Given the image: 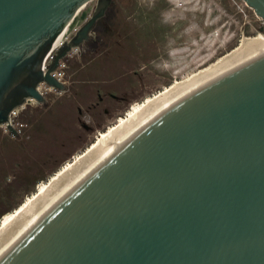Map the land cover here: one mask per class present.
Instances as JSON below:
<instances>
[{"label": "water", "instance_id": "95a60500", "mask_svg": "<svg viewBox=\"0 0 264 264\" xmlns=\"http://www.w3.org/2000/svg\"><path fill=\"white\" fill-rule=\"evenodd\" d=\"M110 2L0 0V126L17 133L41 82L65 89L52 71ZM0 264H264V38L96 146L4 235Z\"/></svg>", "mask_w": 264, "mask_h": 264}, {"label": "rangeland", "instance_id": "374dc122", "mask_svg": "<svg viewBox=\"0 0 264 264\" xmlns=\"http://www.w3.org/2000/svg\"><path fill=\"white\" fill-rule=\"evenodd\" d=\"M263 30L244 0H111L61 58L65 89L42 82L44 101L14 109L20 131L0 126V224L146 98Z\"/></svg>", "mask_w": 264, "mask_h": 264}, {"label": "bare ground", "instance_id": "6f19581e", "mask_svg": "<svg viewBox=\"0 0 264 264\" xmlns=\"http://www.w3.org/2000/svg\"><path fill=\"white\" fill-rule=\"evenodd\" d=\"M264 38V31L263 35L258 34L255 36H242L241 41L234 46L232 49L227 51L225 54L219 56L214 62L217 60L223 58L224 56L230 54L231 52L249 44L253 40H255L258 37ZM78 47H74L71 51L76 50ZM212 62L211 64H213ZM209 64V65H211ZM208 65V66H209ZM206 66V67H208ZM204 67V68H206ZM203 68V69H204ZM198 70L197 72L188 75L182 79L175 80L172 82L169 86L159 90L155 94L151 95L150 97L146 98L143 102H141L139 105H137L135 108L130 110L126 115H124L121 119H119L114 124L110 125L105 131L100 132L94 141L89 144L85 149H83L81 152L77 153L73 159H71L69 162H67L65 165L61 166L59 170H57L45 183L42 187H40L36 192H34L19 208L16 209V211L6 220L2 221L0 224V240L4 237V235L28 212V210L38 201V199L44 194V192L49 189L57 180H59L66 172H68L74 165H76L81 159H83L88 153H90L96 146H98L101 142H103L105 139H107L110 135H112L115 131H117L122 125H124L127 121H129L131 118H133L135 115H137L139 112L144 110L146 107L175 89L177 86L200 72L201 70ZM61 80V79H60ZM43 83L41 82L39 84V90H41L44 94V90L42 88ZM47 89H53L54 87L50 84L46 85ZM26 102H38L35 97H29L27 98ZM22 105V104H21ZM18 105L15 108L21 106ZM14 108V109H15ZM13 109V110H14ZM15 112V111H13Z\"/></svg>", "mask_w": 264, "mask_h": 264}, {"label": "built area", "instance_id": "2783aa9c", "mask_svg": "<svg viewBox=\"0 0 264 264\" xmlns=\"http://www.w3.org/2000/svg\"><path fill=\"white\" fill-rule=\"evenodd\" d=\"M60 65H62V62L60 60L59 62V65L52 71L53 75L56 76L58 79H61V75L62 73L57 69ZM14 110L11 111V114H10V121L11 123L13 124V126L16 128V131H20V126H23L21 123H13V120H12V115H14L15 112H13Z\"/></svg>", "mask_w": 264, "mask_h": 264}, {"label": "flooded vegetation", "instance_id": "af4514ba", "mask_svg": "<svg viewBox=\"0 0 264 264\" xmlns=\"http://www.w3.org/2000/svg\"><path fill=\"white\" fill-rule=\"evenodd\" d=\"M11 132V131H10ZM13 133V132H12ZM15 134V133H14Z\"/></svg>", "mask_w": 264, "mask_h": 264}]
</instances>
